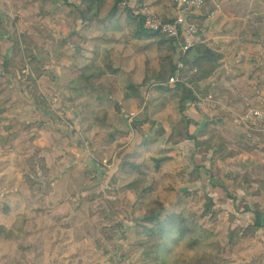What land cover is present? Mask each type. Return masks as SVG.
Segmentation results:
<instances>
[{"label": "crops", "instance_id": "crops-1", "mask_svg": "<svg viewBox=\"0 0 264 264\" xmlns=\"http://www.w3.org/2000/svg\"><path fill=\"white\" fill-rule=\"evenodd\" d=\"M132 1L131 7L146 5L155 10L161 18H172L174 15L172 0L169 2L166 0ZM211 11L214 13L213 15H210ZM187 20L188 23L196 24L199 29V34L195 37L197 39L195 45L205 44L222 55L219 68L207 81L201 84L200 88H192L188 84L187 86L191 90L193 98L195 91L212 94L215 101L220 104L205 103L202 108L198 109L194 106L195 98L175 103L174 97L157 91L158 96L155 97L154 103L142 117L144 123H148V127L143 129L144 132L134 131L133 134L131 133L132 142L129 143L128 140L124 145L126 147L124 153L135 154L136 149L140 148L144 152H158L161 156L169 157L170 160L165 162L166 166L161 168V174H149L154 175L156 179L158 176L157 180L160 184L163 182L168 184L166 188L171 186L169 191L171 194H175L176 198L173 203L183 200L181 197L187 192L198 191L199 195L208 197L217 214L210 221L208 220L207 224L214 227L218 234L222 230L229 233L235 227L243 229L252 225L256 221V213L260 214L259 222L264 225V132L255 131L251 137H247L246 129L231 113L241 112L249 106L264 109V48L262 47L264 42V0H209L200 12L187 16ZM10 55L2 57L10 58ZM26 70H23L22 74L17 73V77L13 78L9 74L3 75L4 71L0 67V75H3L4 78L8 76L11 79L23 76L26 79L29 69L26 68ZM43 71L45 74L46 70L43 69ZM157 82L156 85H165L162 81ZM168 87L174 89L175 84ZM123 90H126V87ZM151 90L156 92L154 89ZM24 91L30 96L26 82ZM10 96L11 90H8L6 96L0 98L2 107L0 108V218L9 220L8 224L0 223V225L9 229L16 215L20 213L26 216V225L23 228L25 237L19 242L0 238V264H8V257L12 263L14 260H18L21 264H37V259L41 257L42 264H45L44 262L49 258V243H55L57 235H60L63 230L61 223L56 224L57 219L66 218L69 215L73 217L74 214L80 215L82 212L71 211L68 208L66 214H60L56 208H53L56 200L51 204V199L55 198V194L43 192L46 183L51 184L52 180L39 176L30 181L29 156L27 157L26 154L30 145V129L28 128L31 118L24 113L27 110H23L22 107L17 108L16 114L9 113V110L14 107L12 101H9ZM166 97L173 100L166 102ZM22 100L23 96H18L14 102L21 103ZM73 101L68 102L73 103ZM20 114L21 119H19ZM130 114V121L138 120V113ZM207 124H210V128L204 129ZM40 126L39 124L30 127L34 130ZM62 129L66 130L67 128L59 125L58 121L57 124L51 121L50 124L47 123L41 127L39 141L43 147H47L43 150V154L46 153L50 156V162L53 153L64 154L56 148L58 143L54 142V135H59V131ZM210 129L212 132H209ZM115 133H117L115 139L118 141L119 131ZM181 133L185 135L182 137ZM174 134L181 138L171 141ZM210 136L212 144L207 142L202 144ZM217 136L225 141L222 147L219 146L220 141ZM192 137L199 144H195ZM69 138L73 140V144L68 145V154L73 152L74 159H66L63 156L68 162L67 169L72 171L81 167L95 172L91 176L87 174L88 178L83 179L78 175L73 178L76 188H78V183L82 187L86 182L92 183L89 187L91 189L89 201L86 204L89 206L87 210L90 211H87L86 214L90 215L93 222V207L106 206L104 205L105 198H109L108 193H113L109 189L113 188L115 191L120 188L115 186L116 182L113 179H123L122 174L124 173L121 171V165L124 160H116L113 163L115 169L109 168L113 167V164L108 168H102L95 162L92 155L86 153L84 148L88 145L86 141L84 144L83 140L80 141V137V139L74 138L73 135H70ZM47 140H51L52 143L45 144L44 142ZM111 141L114 140L112 138L108 140L110 145H112ZM118 150L119 148L116 149V151ZM18 152L21 153L18 159L21 164L17 161ZM138 159L142 160L138 157L125 160ZM150 167L149 164V171ZM100 168L102 169L101 174L99 173ZM165 171L172 173L173 176H165L163 174ZM153 172H155L154 167ZM110 180L111 186H108ZM212 184L216 186L214 187ZM100 190H102L101 194ZM31 193L34 194L32 196L34 200H31ZM97 193H99V197ZM77 195L78 200L84 196L79 193ZM183 202L185 201L183 200ZM128 211L134 215V208H130ZM99 214L102 219L109 217L108 213L103 214L102 211L96 213V216ZM52 215H55L54 225H51L53 229L45 230L37 222L35 227L34 225L29 227L30 221L33 219H40V217L44 219ZM95 220L98 221V219ZM65 223L67 221L63 224ZM76 226L65 227V231L72 230L74 232L75 230L74 233H76ZM111 228L114 229L112 226ZM261 231L264 236V227H261L253 236L239 239L232 249L243 240L253 239ZM50 232L53 238H50ZM59 238L61 239V236ZM116 242L117 240L114 241V243ZM19 243L20 245H18ZM85 246L87 247V245ZM90 250L93 252L94 248ZM47 252L48 255H45ZM96 252H99L98 248ZM263 262L264 259L260 263L252 262V264H262Z\"/></svg>", "mask_w": 264, "mask_h": 264}, {"label": "rangeland", "instance_id": "rangeland-1", "mask_svg": "<svg viewBox=\"0 0 264 264\" xmlns=\"http://www.w3.org/2000/svg\"><path fill=\"white\" fill-rule=\"evenodd\" d=\"M62 1L0 0V62L3 59L2 56L9 57L11 53L10 58L12 57V42L9 40V37L13 35L19 37L24 33L31 36L35 42V46L31 47L28 53H26L27 51H25L24 46H21V49L24 50L22 56L27 64V69H32L31 65L28 64L30 57L36 59L40 67L46 70L43 77L38 80L36 79V81L39 91L44 97L46 105H48L47 107L43 106L44 104L40 101H35L31 95L29 96L24 91V83H27V88L29 89L31 82L24 79L23 76L11 79L8 76L4 78V76L0 75V98L5 97L7 91L11 90L9 101H12L14 107L9 110V113L16 114L17 108L22 107L23 110H27L24 113L28 114L31 118L28 128L30 129V145L29 151L26 154L27 157L29 156V179L32 181L40 176L52 180L51 184L46 183L43 192L55 194V198L51 199V204L56 200L53 208H56L60 214H66L68 208L71 211L79 210L83 213L80 215L74 214L73 217L69 215L66 218L60 217L57 219L56 224L58 222L61 223L63 230L60 232V235H57L55 243H49V258L44 263L140 264V250L133 244L136 241L133 226L139 220V216L142 213V200L135 197L132 193L121 189V186L132 179L133 176L128 177L122 174L123 179H113L116 182L115 186L120 188L115 191L113 188L109 189L113 193L111 191V193H108L111 200L108 197L105 198L104 205L106 206L97 205L93 207L92 222L90 215L88 214L87 216L86 214L87 211H90L87 210L89 206H86V204L89 201L88 197L91 190L89 187L92 183L88 184L86 182L84 187L78 183V188H76L73 178L75 175H78L80 178L83 177V179L88 178V176H91L95 172H90V170L81 167L72 171L68 170L66 159H74L72 156L73 152L68 154V145L70 143L73 144V140L69 137L73 135L74 138L80 137V141L83 140L84 144L85 141L87 142L88 145L84 147L85 151H87L86 153L92 155L93 159L95 158V162L100 164L102 168H108L118 159L122 161L138 157L146 160L148 165H151L150 174H161L153 172L152 162L149 161L151 157L159 155L158 152L149 153L138 148L135 154L124 153L126 149L124 145L127 143L125 140H129V143L130 141L132 142L130 135L135 131L131 125L132 121L135 120L130 121V113H138L137 121L144 123L145 121L142 120L143 114L149 111V107L154 103L155 97L158 96V92L152 91L150 86L153 83H158L155 81V73L159 70V65L154 59L155 54L153 52L148 51L144 53L136 47L133 40L122 36L127 17L132 14L124 10V6L127 3H121L116 7L115 16L110 20V27L108 29H100L94 26H84L79 19H76L71 14L70 9ZM68 1L78 4L80 0ZM166 1L169 2L170 0ZM112 2L114 0H107L106 12L110 11V7L108 6ZM150 9L156 13L155 10ZM74 33L87 39V42L82 47L88 53H94L92 61L95 64H101L106 51H109L113 65L121 70V73L114 77L116 82L113 85L114 94L112 95L114 101L119 105V113L116 112L113 104L108 101L89 102L85 98H80L74 100L73 103L68 102V85L69 80L73 77L71 68L73 65H81L85 60L75 53V46L73 44L60 47L57 41L68 39ZM262 47L264 48V42ZM163 68L166 69V66L164 65ZM144 77L148 81L145 85H142ZM129 83L138 85L137 87H139L138 89L143 97V104L139 105L128 91L123 90ZM18 96H23L21 103L14 102ZM0 108L2 107L0 106ZM101 108L108 110V122L106 124L92 123L90 114ZM22 117L24 118V116ZM19 119H21V114ZM51 121H54L56 124L58 121L59 125L67 129H62L59 131V135H54V142L58 143L56 148L60 152H64V154L53 153L50 162V156L46 153L43 154V150L47 147H43V144L41 145L39 136L41 135V127L47 123L50 124ZM39 124L41 126L34 130L30 127ZM147 127L148 123L144 124L142 129ZM116 131H119L118 141L115 139ZM111 138L116 141H111L112 145L108 142ZM44 143L49 145L52 142L51 140H47ZM135 145L137 144L135 143ZM117 148H119L118 151H116ZM129 153L131 152L129 151ZM20 156L21 153L18 152L17 161L19 164H21L20 160H18ZM165 166L166 163H163L162 167ZM109 168L111 170L115 169L114 164L113 167ZM101 172L102 169L100 168L99 173L101 174ZM87 174L88 176H86ZM96 179L98 178L96 177ZM157 179H159L158 176ZM110 183L111 180L108 186H111ZM167 185L164 182L160 184L157 180V189L163 190V196L168 201L173 202L176 200L175 194H171L169 190H164ZM78 193L84 195L80 200L77 199ZM99 193L101 194L102 190ZM99 193H97L98 195H94L99 197ZM32 194L31 200H34L32 197L34 194ZM109 202L113 203V206H110ZM130 208H134V215H131L128 211ZM101 211L103 214L108 213L109 217L102 219L101 214L96 216V213ZM54 217L55 215L47 216L44 219L42 217L40 219H33L30 221L29 227L32 225L35 227L37 222L45 230L53 229L51 225H54ZM95 219H98V221ZM65 221L67 223L63 224ZM0 223L8 224L9 220L0 218ZM75 225H77L76 233H74L75 230L74 232L72 230L65 231V227H73ZM60 236L61 239L59 238ZM219 236L223 247V264H252V262L260 263L264 259V236L262 231L258 232L257 236L253 239L239 242L232 250L228 249L227 231L222 230L219 232ZM50 238H53L51 232ZM115 240H117L116 243H114ZM83 243H86L85 245H87L88 249ZM91 248H94L93 252H91ZM97 248L99 252H96ZM45 255H48V252ZM42 263L43 259L39 257L37 264ZM8 264H21V262L14 260V263H12L8 257Z\"/></svg>", "mask_w": 264, "mask_h": 264}, {"label": "trees", "instance_id": "trees-1", "mask_svg": "<svg viewBox=\"0 0 264 264\" xmlns=\"http://www.w3.org/2000/svg\"><path fill=\"white\" fill-rule=\"evenodd\" d=\"M62 2L84 26H94L100 29L110 27V20L115 16L116 7L119 4L127 3L124 6L126 12L132 11L131 4H133L132 0H114L108 6L110 11L106 12L107 0H80L78 4L70 3L68 0ZM127 18L122 36L133 40L136 47L144 53L150 51L155 54L154 59L159 65V70L155 73V81H166L174 71L177 44L173 39L162 33L146 31L132 14L128 15ZM162 19L171 20V18L166 17ZM9 40L12 42L13 54L11 58L3 57L0 67L4 71L3 75L9 74L15 78L17 73L22 74V71L27 68L22 56L24 50L21 49V46L23 45L25 51H27L26 53H28L30 48L35 46V42L31 36L24 33L19 37L16 35L10 36ZM86 42L85 37L76 33L68 39L57 41L60 47L73 44L75 53L85 60L81 65H73L71 68L73 77L69 80L68 101L72 102L79 98H86L89 102L108 101L113 104L114 109L119 113V105L114 101L112 95L114 94L113 85L116 82L114 77L121 73V70L113 65L109 51H106L101 64H95L92 61L94 53H88L82 47ZM192 50H195L198 56L192 62L185 64V70L180 76L179 82L175 84L174 89L165 85L159 86L155 83L151 85V88L160 93L162 92L164 95L174 97L175 103L184 99L194 100L187 84L192 88H200L201 84L207 81L219 68L222 55L205 44H197L185 56L189 55ZM28 64L32 67L26 75V79L31 82L29 94L35 101H40L45 106V99L41 95L36 82V79L43 76L44 71L34 58L29 57ZM164 65L166 69L163 68ZM143 80L142 85H145L148 80L145 77ZM137 86L135 83H129L126 90L141 105L143 104V97ZM166 99V102L173 100L169 97H166ZM90 117L94 124H106L109 113L106 108H101L93 112ZM144 124L140 121H132L131 123L138 133L143 132L142 126ZM206 127L210 128V124L205 125L204 129ZM209 132H212V130L210 129ZM184 135L183 133L180 134L182 137ZM211 136L205 139L202 144L207 142L211 145ZM179 138L181 137L174 134L171 141ZM217 138L220 141L219 146L222 147L225 141L219 136ZM192 139L194 138L192 137ZM194 141L195 144H199L196 139ZM125 142H127V139ZM169 160V157L157 155L151 157L149 161L152 162L154 171L161 173L163 163ZM121 171L127 176H133L130 181L121 186V189L142 200V213L133 226V233L136 238L133 244L140 250V264H223V247L220 236L214 227L207 224V221H210L217 214L213 209L212 201L208 197L199 195L198 191H193L183 194L181 198L185 202L183 200L174 203L168 201L163 196V190L157 189V179L154 175L149 174V165L144 159L124 160ZM163 174L173 176L168 171ZM169 188L171 189V186L164 190L168 191ZM228 195L230 196V194ZM110 206H113V203H110ZM259 216L260 214L256 213V221L252 225L243 229L235 227L229 231L227 239L229 250L236 245L239 239L253 236L259 228L264 227L259 222ZM25 225L26 216L23 213L16 215L9 229L4 225H0V238L19 242L25 237L23 231Z\"/></svg>", "mask_w": 264, "mask_h": 264}, {"label": "built area", "instance_id": "built-area-1", "mask_svg": "<svg viewBox=\"0 0 264 264\" xmlns=\"http://www.w3.org/2000/svg\"><path fill=\"white\" fill-rule=\"evenodd\" d=\"M209 0H172L174 15L171 20H163L157 13L146 5L132 7V15L141 23L142 28L150 32H158L174 40L176 53L174 57V71L163 82L166 86L179 82L180 76L185 70L183 57L195 45V38L199 34L196 24L188 23L187 16L200 12ZM214 13L211 11L210 15ZM221 64V62H220ZM194 106L202 108L205 103H218L212 94L200 92L193 93ZM238 122L246 129V136L251 137L255 131L264 132V109L253 106L247 107L241 112H231Z\"/></svg>", "mask_w": 264, "mask_h": 264}, {"label": "water", "instance_id": "water-1", "mask_svg": "<svg viewBox=\"0 0 264 264\" xmlns=\"http://www.w3.org/2000/svg\"><path fill=\"white\" fill-rule=\"evenodd\" d=\"M197 56H198V54L196 53V51L192 50L189 55L183 57L184 64H188L189 62H192L194 60V58Z\"/></svg>", "mask_w": 264, "mask_h": 264}]
</instances>
